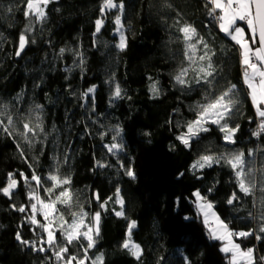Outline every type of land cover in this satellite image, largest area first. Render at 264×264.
Masks as SVG:
<instances>
[{"label": "trees", "instance_id": "trees-1", "mask_svg": "<svg viewBox=\"0 0 264 264\" xmlns=\"http://www.w3.org/2000/svg\"><path fill=\"white\" fill-rule=\"evenodd\" d=\"M122 2L127 37L124 51L116 47L114 19L118 11L102 14L103 0H52L45 21L25 17L17 29L13 25L27 0H0V112L13 115L17 131L23 130L26 118L33 125L42 121L44 129L37 130L31 147L19 135L9 137L0 130V187L6 186L9 173L19 181L11 198L0 193V264H57L52 251H33L15 238L20 233L38 246L40 229L28 220L32 203L28 197L35 190L48 200L44 190L52 186L50 174L71 179L65 186L73 194L71 210L57 206L66 220L71 221L70 213L81 208L89 217L101 213L100 236L95 248L88 251L87 264L101 254L104 264H229V256L220 251L222 242L208 235L209 228L197 208V191L213 204V211L230 230L253 231L264 237L259 232L264 213L261 182L260 186L255 179L254 194L245 196L223 162L202 170L192 168L202 155L243 151L247 161L256 163L260 178L264 177V133L253 135L259 118L243 82L239 46L219 31L218 22L209 16L208 0ZM97 19L103 21L98 34ZM184 24L195 27L216 53L211 94L229 84L237 86L239 103L228 121L230 126L239 125L235 144H226L224 134L211 124L189 147L177 139L196 118L195 109L205 103L208 88L196 84L192 72L187 77L192 81L190 88L174 80L181 68L188 67L178 31ZM243 28L247 32L246 25ZM22 33L29 43L16 56ZM153 83L160 90L158 97L151 91ZM116 85L121 89L120 99H113ZM89 88L94 92L88 93ZM0 119L6 122L5 117ZM114 142L122 143L123 148L109 153L106 145ZM97 162L107 167H99ZM128 168L135 179L126 175ZM33 172L41 178L39 187L31 180ZM20 173L28 177L27 182ZM117 188L125 201L124 217L115 215L120 210L115 202ZM59 191L57 188L52 198ZM234 192L238 199L229 205ZM96 194L108 201L106 210L100 208ZM20 206L26 211H17ZM131 221L136 222L132 240L143 249L140 261L122 248ZM255 235L234 239L242 248L253 247L257 264H264L259 260L264 256V238L258 241ZM57 237L66 245L59 232ZM68 247V255L84 257L80 244Z\"/></svg>", "mask_w": 264, "mask_h": 264}, {"label": "snow or ice", "instance_id": "snow-or-ice-1", "mask_svg": "<svg viewBox=\"0 0 264 264\" xmlns=\"http://www.w3.org/2000/svg\"><path fill=\"white\" fill-rule=\"evenodd\" d=\"M52 0H27L26 11L24 13L26 18L35 17L37 21L43 22L47 18L46 9ZM211 5L209 9V16L218 22L219 31L226 37H229L236 45L239 46L241 56V65L243 67V82L248 89V95L251 99L252 105L255 109L256 115L259 118L258 130L253 135L259 137L264 133V0H208ZM117 10L118 14L115 15L114 23L116 25V32L119 34V43L116 47L120 51H124L127 47V37L124 33V24L122 23V14L125 9V4L122 2L117 3L116 0H103L101 6V13ZM238 22H243L247 26L245 28L239 26ZM179 23V21H177ZM95 33L98 34L103 26V21L97 19L95 21ZM30 29H25V32ZM178 31L180 32L183 42L185 44L184 58L188 62V67H183L179 70L174 80L181 87L190 88L192 81L188 80V74L191 71L195 73L193 79L196 84L207 85L205 89V103L198 104L196 111V118L186 124V132L177 136V139L185 146L189 147L191 140L198 137L200 133H206L210 129L206 125H217L219 131L223 133V140L226 144L236 143V132L239 130V125L230 126L228 121L231 119L236 107L239 103L237 86L229 84L224 90L216 95H212L209 89L215 83L216 68L212 57L216 55L211 46L205 39L199 35L195 27L190 24H184ZM250 34V35H249ZM29 43L28 37L22 33L19 36L18 50L15 55L20 56L24 51L26 45ZM258 44V47L253 45ZM202 46V47H201ZM65 50L62 48L60 52ZM201 52L202 54H197ZM151 91L154 97H158L160 90L155 83L151 85ZM94 92V88H89L88 93ZM88 93L84 96L87 97ZM122 98V93L119 85H116L113 99ZM7 108V105H4ZM41 105H36V108H41ZM0 130L6 133L9 137L19 135L23 141L31 147L34 143V138L37 136V130L43 132L42 121L33 125L30 119L25 120L22 124V131H17L13 119V115L9 112H0ZM39 121V116H37ZM120 130H117L116 136H119ZM145 135H148L146 133ZM116 136L112 139L116 140ZM109 153H118L122 150L123 144L114 142L106 145ZM17 148L24 156L23 149L17 143ZM264 151V149H261ZM253 152L249 150L248 156H252ZM67 162V157H65ZM223 162L231 168L235 176V181L240 192L245 196L254 194L256 189L253 167L254 161H247L243 151H231L222 153L220 155H202L193 165L194 169H204L205 167H212L214 164ZM99 167H107V165L97 162ZM264 172V169L261 170ZM126 175L135 179V173L131 168L126 170ZM21 179L27 182L28 177L24 173H20ZM49 180L52 181V186L46 188L44 191L48 193V200L45 201L41 196L33 190L29 193V199L34 201L31 204V216L28 220L32 225H35L43 230L46 234V239H41V244H47L45 247H37L35 243H30L22 238L20 233L16 234V240L25 246L30 247L33 251L40 253L54 250L53 255L59 264H85L89 259L88 251L95 248L97 238L100 236V221L101 213L95 212L89 214L82 208L80 211H72L71 221L65 219L63 211L57 206L63 205L65 208L71 210L73 202V194L69 188L65 187L71 184L70 177H60L58 174H50ZM31 180L35 181L37 187L41 185V178L33 172ZM19 186V181L15 178L14 174L9 173L7 177L6 186L0 187V193L4 196L11 198L14 190ZM59 188L58 194L52 198L53 193ZM264 191V180H262V187ZM212 189H209L211 192ZM197 199V208L203 214L204 223L209 226L211 219L214 227L209 226L210 238L220 240L223 246L220 251L229 256V264H257V258L254 255L255 249L253 247L242 248L240 243L235 242L236 239H247L254 236L253 231H240L233 232L228 228V225L220 220L219 216L213 211V204L207 201L205 196H202L199 191L195 193ZM115 202L120 205V210L115 212L117 217H124L123 211L125 201L120 194V189L117 188L115 192ZM97 203L101 209L106 210L108 201H102L99 194L95 195ZM111 199V197H109ZM238 199L234 192L228 199L229 205L233 204ZM23 213L26 211L25 207L20 206L16 209ZM37 214L43 217L44 223L37 219ZM262 221L259 232L264 234V213L261 214ZM89 220L88 223L85 221ZM58 222V227H57ZM136 228V222L131 221L127 226V238L122 244V248L127 250L137 261L141 260L143 256V249L139 243L132 240L133 229ZM57 232H59L66 242V245L59 244ZM261 235H255L256 240H261ZM86 241V245L81 243ZM74 243L80 244L84 249V257L78 259L75 255L69 254V247ZM187 260V258H185ZM259 260L264 262V256ZM92 264H104L103 254L96 256ZM190 264V261L187 262Z\"/></svg>", "mask_w": 264, "mask_h": 264}, {"label": "rangeland", "instance_id": "rangeland-1", "mask_svg": "<svg viewBox=\"0 0 264 264\" xmlns=\"http://www.w3.org/2000/svg\"><path fill=\"white\" fill-rule=\"evenodd\" d=\"M25 11H26V9L23 11V12H21V14L20 15H18L17 16V18H16V22L14 23V29H17L20 25H21V22L24 20V18H25V15H24V13H25ZM115 36H117V38H118V40H119V34L116 32V30H115ZM198 54V53H197ZM191 72V71H190ZM193 74H195V73H193ZM246 86V85H245ZM253 167L255 168V172H254V178L257 180V183H259L260 184V182H261V184H262V180H264V177H262V178H260L261 176H260V172H257V169H256V163H254V165H253ZM264 169V168H263ZM259 180V181H258ZM261 184H260V186H261ZM262 187V186H261ZM16 190V189H15ZM14 190V191H15ZM261 199H264V195H261ZM32 203H34V201H32ZM31 203V204H32ZM200 212V211H199ZM31 207L29 208V211L27 212V216H31ZM200 214L203 216V214L200 212ZM37 219L41 222V223H44L45 221L43 220V217L40 215V214H37ZM203 219H204V217H203ZM86 223H88L89 222V220H86L85 221ZM32 225V224H31ZM32 226H34L35 228H39V227H37V226H35V225H32ZM209 226H211V227H214L215 225L214 224H211L210 222H209ZM209 226H208V228H209ZM40 229V233L38 234V237H39V239H38V246L37 247H45V248H47L48 246H47V244H41L40 243V241H41V239H46V234L43 232V230L41 229V228H39ZM208 235H209V237H210V233L208 232ZM214 240V239H213ZM235 240V239H234ZM58 241H59V238H58ZM84 243H87L86 241H83ZM222 242V241H221ZM59 244H61L60 242H59ZM222 244H223V242H222ZM223 246V245H222ZM49 251H54V250H49ZM79 259V258H78ZM87 263H88V261H87ZM86 262H85V264H87ZM57 264H59V262H57ZM73 264H76V262L74 261L73 262Z\"/></svg>", "mask_w": 264, "mask_h": 264}, {"label": "crops", "instance_id": "crops-1", "mask_svg": "<svg viewBox=\"0 0 264 264\" xmlns=\"http://www.w3.org/2000/svg\"><path fill=\"white\" fill-rule=\"evenodd\" d=\"M238 24H239V26H241V27H243V26H245V25H242V22H238ZM247 27V26H246ZM229 38V37H228ZM230 39V38H229ZM211 224H213L212 223V221H211V219H210V221H209Z\"/></svg>", "mask_w": 264, "mask_h": 264}, {"label": "water", "instance_id": "water-1", "mask_svg": "<svg viewBox=\"0 0 264 264\" xmlns=\"http://www.w3.org/2000/svg\"><path fill=\"white\" fill-rule=\"evenodd\" d=\"M257 46H259V45L257 44ZM25 49H26V47H25ZM25 49H24V50H25ZM23 52H24V51H23ZM23 52H22V53H23ZM22 53L20 54V56L22 55Z\"/></svg>", "mask_w": 264, "mask_h": 264}, {"label": "built area", "instance_id": "built-area-1", "mask_svg": "<svg viewBox=\"0 0 264 264\" xmlns=\"http://www.w3.org/2000/svg\"><path fill=\"white\" fill-rule=\"evenodd\" d=\"M243 23V22H242Z\"/></svg>", "mask_w": 264, "mask_h": 264}]
</instances>
